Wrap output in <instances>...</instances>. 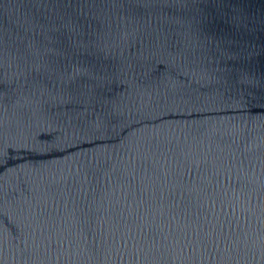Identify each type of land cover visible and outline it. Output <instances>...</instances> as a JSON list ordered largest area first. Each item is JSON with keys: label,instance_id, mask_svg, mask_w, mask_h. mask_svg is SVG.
I'll use <instances>...</instances> for the list:
<instances>
[{"label": "water", "instance_id": "95a60500", "mask_svg": "<svg viewBox=\"0 0 264 264\" xmlns=\"http://www.w3.org/2000/svg\"><path fill=\"white\" fill-rule=\"evenodd\" d=\"M0 264H264V0H0Z\"/></svg>", "mask_w": 264, "mask_h": 264}]
</instances>
